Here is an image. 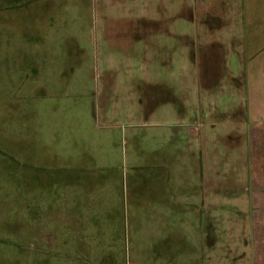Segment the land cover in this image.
Returning a JSON list of instances; mask_svg holds the SVG:
<instances>
[{
  "label": "crops",
  "instance_id": "obj_1",
  "mask_svg": "<svg viewBox=\"0 0 264 264\" xmlns=\"http://www.w3.org/2000/svg\"><path fill=\"white\" fill-rule=\"evenodd\" d=\"M6 1L0 11L23 21L22 45L5 50L22 56L19 86L28 89L40 78L52 98L62 71L56 60L62 37L53 26V33H41L48 17L31 21V1ZM136 2L134 15L121 9V0L105 15L110 46L134 52L132 68L143 78L126 84L129 90L121 86L126 96L120 82L108 86L114 101L130 104L108 114L124 119V127L113 128L136 151L123 162L135 171L130 240L142 253L150 250L152 264H264V0ZM21 146L16 149L31 150ZM144 146L152 151L148 162L141 159ZM31 156L22 167L29 182L22 227L36 246L45 239L46 180L63 182L64 174L59 165L47 176L43 156ZM103 168L104 182L114 183L115 163L103 161ZM76 169L77 177L86 174ZM71 177L72 184L79 181Z\"/></svg>",
  "mask_w": 264,
  "mask_h": 264
},
{
  "label": "rangeland",
  "instance_id": "obj_2",
  "mask_svg": "<svg viewBox=\"0 0 264 264\" xmlns=\"http://www.w3.org/2000/svg\"><path fill=\"white\" fill-rule=\"evenodd\" d=\"M30 1L31 21L39 15L48 17L41 33H53V26L62 37V52L56 56L62 71L52 98L46 96L49 87L42 86L40 78L32 79L28 89L19 86L25 73L16 64L22 63V56L7 55L5 50L22 45V17L0 11V147L9 149L0 148V264H152L150 250L142 253L130 240L135 171L123 162L136 151L120 128H113L124 127V119L108 115L117 108L124 112L130 105L113 100L108 92L111 80L120 82L119 90L126 96V84L143 79L132 68L138 61L134 52L110 46L105 32V15L114 13L117 0H41L40 8V0H14L16 5ZM136 1L121 0V9L134 15ZM51 16L56 17L53 22ZM35 27L40 32V23ZM38 42L39 35L31 36L32 46ZM21 145L31 147L23 151L25 159L16 149ZM143 149L141 159L148 162L152 151ZM26 154H35L31 159L43 156L46 167L41 171L47 176L59 165L58 172L64 174L63 182L46 180L41 230L45 239L36 246L22 227L26 222L22 196L29 190L22 170ZM106 160L116 165L114 183L104 182L109 179L103 168ZM76 168L86 174L77 177ZM71 176L79 181L72 184Z\"/></svg>",
  "mask_w": 264,
  "mask_h": 264
}]
</instances>
